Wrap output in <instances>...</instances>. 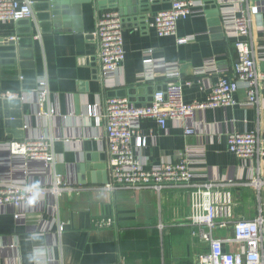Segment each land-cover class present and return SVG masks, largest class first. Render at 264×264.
<instances>
[{"label":"crops","instance_id":"1","mask_svg":"<svg viewBox=\"0 0 264 264\" xmlns=\"http://www.w3.org/2000/svg\"><path fill=\"white\" fill-rule=\"evenodd\" d=\"M32 1L33 19L0 23V71L4 73L0 92L15 94L16 98L8 100L20 103L19 109L5 108L0 99V179L52 183L50 170L45 174L29 170L25 176L18 170L21 164L5 160L9 142L42 136L53 139L54 169L73 189L57 198L36 196L31 207L0 209V264H198L207 245L196 237L198 228L189 222V188L173 187L160 193L101 189L109 179L106 140L103 127L95 126L89 117L88 106H95L100 114L109 97L125 98L136 106L147 104L155 91L170 82L162 74L168 66L176 68L183 80L201 81L200 86L194 83L184 88V102H204L219 74L194 73L211 59L219 70H230L237 62L234 39L226 35L218 16L222 2L237 5L233 0H195L201 1L203 14L179 21L176 37L159 38L147 22L169 9L171 0H142L135 7L136 14H120L125 60L109 81L113 86L103 88L91 33L96 13L119 11L108 7L115 0H79V5L68 8L69 29L59 26L57 31L45 21L49 0ZM183 37H194V41L177 45L176 38ZM239 40L250 46L257 67L264 71V9L249 35ZM13 57L15 69L9 65ZM146 58L154 64L151 80L140 78ZM43 78L54 110L51 115L37 101L36 83ZM244 90L240 85L234 95L237 106L198 111L184 125L167 121L162 130L152 119L134 124L146 136L145 147L134 149L145 168L178 162L187 145L202 151L204 162L191 166L197 176L193 182L231 183L234 221L252 220L259 209L264 215V160L243 162L229 152L226 143L228 134L234 132H259L264 138V107L242 106ZM16 111L22 115L21 139L5 127V114ZM186 125L194 129L192 137L184 135ZM10 166L16 170L12 175ZM107 221L112 223L109 227H97ZM212 235L223 241L224 251L237 252V244L231 242V225L216 227ZM262 235L264 256V225ZM39 248L44 261L35 258L34 250Z\"/></svg>","mask_w":264,"mask_h":264},{"label":"built area","instance_id":"2","mask_svg":"<svg viewBox=\"0 0 264 264\" xmlns=\"http://www.w3.org/2000/svg\"><path fill=\"white\" fill-rule=\"evenodd\" d=\"M250 1V2H249ZM234 5L222 2L218 8L222 27L226 35L234 39L237 62L230 70L215 69V61L211 59L203 63L195 76L219 74V78L210 88V93L204 102L185 103L183 90L201 81L183 80L179 72L172 66L164 67L167 83L165 89L155 91L149 103L136 106L125 98H105L103 109L99 114L95 106H88V115L94 125L103 127L108 156V182L101 189L112 192L116 190L139 191L150 189L161 192L173 187L190 189L189 222L198 228L197 236L207 245L206 252L198 257V264H264L262 249V227L264 215L259 214L252 220L234 221L232 216V195L228 187L231 183L204 182L194 183L197 177L192 165L202 164V151L191 145L184 148L178 162H166L145 168V161L137 160L134 149H142L146 144V136L134 124L145 119L156 121L160 129L164 130L167 121L178 122L181 125L188 122L198 111L237 106L239 103L234 95L240 85H244L246 102L242 106L258 108L264 107V71H261L253 59L250 46L239 40L249 35L252 23L260 11L264 9V0H233ZM252 3V5L250 4ZM201 1L171 0L170 8L157 12L150 22L148 29H152L159 38L176 37L177 23L181 20L199 17L203 14ZM237 7V8H236ZM34 18L32 0H0V23L18 22ZM124 21L117 10H109L95 15V26L91 33L96 49L97 71L102 80V87L109 88L113 83L110 79L125 60L123 47ZM13 40L14 38H9ZM194 41V37L176 38L177 45ZM143 73L140 78L151 80L155 69L153 60L146 58L142 62ZM36 96L39 105L45 106L54 114L52 105L48 101V88L45 78L36 83ZM16 98L11 92H0V99ZM184 135L192 137L194 129L184 126ZM227 148L239 160H264V138L259 132L230 133L227 136ZM53 139L48 137H34L21 142L7 144L5 160L10 165L21 164L19 172L28 176L29 170L52 172L53 181L50 185H31L16 183L9 178L0 179V209L13 207L21 209L31 207L36 196L52 195L57 198L63 192L72 190L64 183V178L54 169L55 156L52 150ZM19 166V165H18ZM9 175L16 170L10 166ZM12 172V173H11ZM111 222H100L97 227L110 226ZM231 225L233 239L238 250L229 253L223 250L222 240L216 239L212 231ZM63 230V225L58 231ZM193 236H195L192 233ZM35 258L42 260L44 252L35 249ZM44 261V260H42Z\"/></svg>","mask_w":264,"mask_h":264},{"label":"water","instance_id":"3","mask_svg":"<svg viewBox=\"0 0 264 264\" xmlns=\"http://www.w3.org/2000/svg\"><path fill=\"white\" fill-rule=\"evenodd\" d=\"M79 3V0H49V2L46 3L45 21L50 26H52L54 30L56 29V31L59 30V26H61L63 30L69 29L68 8L70 5H79ZM137 4H142V0H115L113 3H110L108 7L114 9L118 8V12H120V14H123L124 12L128 14H136L137 11L135 10V7ZM214 31L216 32L217 29H215ZM9 65H11L13 69H15L17 66V60L13 57ZM0 75L1 77L4 75L3 70L0 71ZM3 105L5 108L14 107L16 109H19L20 107L19 101L4 100ZM5 118V127L8 130H12L8 133L12 134L16 139H21L23 137V132L21 131V129L23 128L21 113L19 111L8 112L5 114ZM13 129H16L17 131H14ZM106 183L107 182H104V184Z\"/></svg>","mask_w":264,"mask_h":264},{"label":"trees","instance_id":"4","mask_svg":"<svg viewBox=\"0 0 264 264\" xmlns=\"http://www.w3.org/2000/svg\"><path fill=\"white\" fill-rule=\"evenodd\" d=\"M227 140V139H226ZM226 143H227V141H226Z\"/></svg>","mask_w":264,"mask_h":264}]
</instances>
